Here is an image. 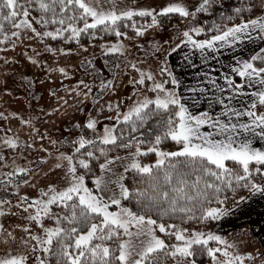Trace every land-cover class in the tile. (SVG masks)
Wrapping results in <instances>:
<instances>
[{
    "label": "snow or ice",
    "instance_id": "1",
    "mask_svg": "<svg viewBox=\"0 0 264 264\" xmlns=\"http://www.w3.org/2000/svg\"><path fill=\"white\" fill-rule=\"evenodd\" d=\"M213 3L214 0H196L192 4L169 0L157 10L118 8L115 3L106 8L105 0H0V44L10 37L19 39L22 30L30 29L42 39L75 41L85 48L80 43L83 35L94 40L107 32L118 39L106 41L100 47L105 54H120L123 58L129 46L119 39L128 37L121 27H130L139 37L146 29L137 24V16L150 17V22L145 19L148 27H163L161 18L167 19L169 14H178L185 21L192 18L193 26L177 28L184 39L175 48L185 44L201 50L205 65L209 49L218 56L220 48L238 46V42L251 40L253 33L264 39V0H260L261 14L252 18L242 15L255 7L249 0L234 9L238 22L221 27L213 21L211 27L202 26L195 18L198 13L214 11ZM32 12L39 15L32 16ZM220 16L229 21L234 19L225 17L223 12ZM6 22H11L13 31L4 30ZM34 22L41 25V30H37ZM209 32L213 34L195 38V34ZM158 43L153 45L157 50ZM15 46L14 41L8 44L11 48ZM47 49L57 55L74 51L64 46L47 45ZM28 58L40 63L31 56ZM82 63L95 68L91 59ZM139 63L129 61L125 65V69L131 67L138 74L130 81L132 95L117 98L115 103L108 101L97 110L99 113L107 108L112 115L106 119L113 123L101 127L99 116L88 113L86 121H77L75 125L86 130L76 139L59 142L72 146L70 152L57 153L54 167L63 171L59 181L40 187L37 195L22 192L21 185L31 182L35 187L34 173L47 175L24 152L23 164L13 160L11 170L0 172V190L6 194L0 198V216L6 212L16 215L19 209L26 213L24 218L28 221L17 225L26 238L9 230L4 242L12 245L19 239L30 249L10 247L0 257V264H162V259L168 258L174 264H203L205 255L208 264H246L255 262L256 257L260 258L259 264H264V252L254 256L253 252L239 251L237 241H229L217 232L183 226L191 220L215 221L230 214L223 207L228 199L225 193L229 191L240 202L251 199V195H238L241 190L264 196V48L249 57L233 55L228 71H223L224 65L220 63L222 83L213 71L198 73L196 86L184 89L188 96L181 92L182 81L169 70L166 60L157 65L161 76L167 74L163 79H158L151 69L139 67ZM112 66L116 68L119 64ZM47 70L58 71L62 78L73 75L63 66ZM77 85L83 87L68 91H76L85 99L91 96L93 104L103 93H115L118 87L115 74L111 79L100 78V92L95 95L89 82L81 79ZM201 100L206 101L207 108L194 111ZM21 122L31 124V120L23 117ZM87 130H91V136ZM8 131L0 144L14 151L25 142L7 135ZM165 140L175 142V149L161 147ZM257 141L261 143L258 145ZM34 147V144L25 146L26 150ZM40 147L51 155L49 149ZM113 148L134 151L120 157L110 155ZM149 153L155 154V160L143 162L142 157ZM45 160L47 157H38L41 163ZM118 160L123 162L119 173L113 168ZM0 161L7 168L6 155L0 154ZM94 164L98 166V174ZM129 172L139 177L132 186L126 183ZM256 176L261 182H257ZM45 219L53 223L47 225ZM33 225L41 231H33Z\"/></svg>",
    "mask_w": 264,
    "mask_h": 264
},
{
    "label": "rangeland",
    "instance_id": "2",
    "mask_svg": "<svg viewBox=\"0 0 264 264\" xmlns=\"http://www.w3.org/2000/svg\"><path fill=\"white\" fill-rule=\"evenodd\" d=\"M192 2L195 3L196 0ZM184 22L163 25V27L159 25L148 27V24H146L143 25L146 29L143 35L139 37L128 35V37L119 38L123 39L124 43L129 46L126 48V55L123 58L120 57V54H105L100 45L106 41L90 44L85 48L78 47L70 54L57 55L48 51V44L45 39L35 36L30 29L22 30L19 39L10 37L8 42L0 44V113L3 114L0 116V140L4 138L6 130L10 129L7 135L19 137L21 141L25 142L20 144L14 151H8L7 147L0 144V154L6 155L8 162L7 168H5L4 162L0 161V172L11 170L13 160L17 164H23L21 153L24 152L27 159L33 163H38L42 172H46L47 175L34 173L35 187L32 186L31 182L27 186L21 185L22 192L37 195L40 187L53 181H59L63 171L54 167L57 162V153L72 151L71 144L59 142L76 139L78 135L82 134L86 129L83 127L77 128L75 125L77 121H86L88 113L99 116L101 127L113 123L114 121L106 119V117L112 115L107 108L99 113L97 110L108 101L115 103L117 98L123 99L125 96L132 95L133 85L130 81L138 74L131 67L125 69V65L129 61H139V67L151 69L156 73L158 79H163L167 77V74L161 76L157 65L166 60L169 70L182 81L181 92L188 96L189 93L184 91L185 87L196 86L200 77L197 69H193L188 73V59L184 58V54L188 52L191 46L181 44L179 48H175L184 39L182 32L178 31L177 28L181 26L191 27ZM13 30L11 29L8 32ZM13 41L16 46L14 48L8 47V44ZM108 41L115 42L116 39ZM157 42H159L158 50L153 47ZM170 48H175V51H170L165 56V51ZM219 50L222 51V48ZM29 56L40 63H34L33 60L28 58ZM213 58L217 59L216 56ZM88 59L92 60L95 66L94 70L88 64L82 63V61ZM216 59H214V63H211L212 66H220L221 59L215 63L218 60ZM229 59L224 58L225 65L232 62ZM172 62L177 63V67L174 66L177 69L176 71ZM116 63L119 64V67L113 68L112 65ZM60 66L66 67L73 75L62 78L58 71L48 72L47 70L48 67L55 69ZM224 67L228 70L227 66ZM211 71L214 74L216 70ZM114 74L118 85L117 91L115 93H103L96 104L92 103L91 96L85 99L82 95H78L76 91H68L69 88H82V85H77V81L83 79L89 82L93 88V95H95L100 92V78L111 79ZM220 74L219 71L217 77ZM24 77H27V79H24ZM194 108V110H198L196 107ZM13 113H17V115L13 116ZM21 117L24 120H31V124L22 123ZM33 128H35V131H33ZM87 132L89 136L92 135L91 130H87ZM41 136L44 138L40 139ZM52 140L58 141V143L53 144L50 142ZM26 144H34L35 147L26 150ZM41 145L49 149L51 155H49V152L44 151L40 147ZM130 152L114 155L124 157ZM38 157H47V160L41 163L38 161ZM24 166L28 165L25 164ZM113 168L115 172H121L123 162L116 161ZM49 169L52 170L49 171ZM4 195L6 194L0 190V198H3ZM16 212V215L6 212L3 216H0V225H3V229L0 230V257L4 256L10 247L30 251L28 247L21 244L19 239L14 241L12 245L4 242V236L9 230L16 233L17 236L26 238L23 230L17 227V225L28 223L24 218L26 213L22 214V210L19 209ZM45 223L51 225L53 221L45 219ZM212 228L213 226L201 229V231L211 230ZM32 230L41 231L35 225H33ZM220 235L229 241H237L239 251L253 252L254 256L257 252H264V249H261L260 243L262 241L258 231L256 228L249 227L248 224L237 227L230 233ZM259 260L260 258L256 257L255 262L246 261V264H259ZM162 264H174V260L172 258L162 259ZM203 264H208V262Z\"/></svg>",
    "mask_w": 264,
    "mask_h": 264
},
{
    "label": "crops",
    "instance_id": "3",
    "mask_svg": "<svg viewBox=\"0 0 264 264\" xmlns=\"http://www.w3.org/2000/svg\"><path fill=\"white\" fill-rule=\"evenodd\" d=\"M192 1L193 0H186V2L189 4H192ZM168 2L169 0H105L104 7L107 8L109 4L115 3L118 8L153 7L158 10L159 7L166 5V3ZM260 48H264V39L256 37L255 33H253V38L251 40L238 42V46H232L231 48L224 47L222 48V51L219 50L220 54L218 56L216 52H213L211 49L208 50V65H205L202 62L201 50L199 49H188V52L184 54V58L186 60L188 59V73L193 69H197V72L199 73H203L206 70H216L214 72V75H218L220 66L211 65V63H214V59H216L213 57L216 56L218 59H216L217 61L215 63H217L221 59V63H223L224 66H227L228 64L225 65L226 62L224 61V58H230L229 60H232L233 55L249 57L251 54L258 52ZM172 63L173 68L176 71L177 69L174 66L177 67V63ZM209 65L211 66V68L208 67ZM223 71L228 70H226L224 67ZM217 78L218 82L222 83V80H219V77ZM197 105L195 107L198 110L194 111H202L207 108L206 101H200V103H198ZM204 130L208 131L207 126H205ZM260 143L261 142L257 141L258 145ZM248 195H251V199L240 202L238 205L232 208H228L230 214L225 215L220 220H216L211 230L219 234H225L227 232H232L233 229H236L237 227L245 226L248 224L249 227H251L252 229L256 228V230L258 231L260 240L262 241L260 243L262 246L261 249H264V196H261L259 193H249ZM254 226L256 227L254 228Z\"/></svg>",
    "mask_w": 264,
    "mask_h": 264
},
{
    "label": "trees",
    "instance_id": "4",
    "mask_svg": "<svg viewBox=\"0 0 264 264\" xmlns=\"http://www.w3.org/2000/svg\"><path fill=\"white\" fill-rule=\"evenodd\" d=\"M249 2V0H214L213 3V8L214 11L209 12V13H198L196 16V20L202 25V26H206V27H211L212 26V22L215 21L217 24L221 25V27H223V25L225 24H230V23H234V22H238V18L237 14L234 12V9L237 7H240L241 5L247 4ZM252 3L255 4V7L252 9L251 12L245 10L243 12V16L244 18H252L255 15H259L261 14L262 8L260 5V0H251ZM223 12L225 17L227 16H233L234 19L229 21L227 19H222L220 16V13ZM39 15L38 12H32V16H37ZM137 24L138 25H146L147 23H145V19H147L148 22H150V17L147 18H141L139 16H137L136 18ZM163 21V25H169V24H174V23H178L180 21L184 22L185 20H181L178 18V14H169L167 19L161 18ZM191 19L192 18H188L187 21H185L184 23L187 26H193L191 24ZM34 26L37 28V30H41V25L37 24L34 22ZM13 29L11 22H6L5 23V31H9ZM121 31H127L128 35H135L133 29L129 28H124L121 27ZM211 32L209 33H201V34H195V38L196 39H204L207 36H210ZM46 43L52 47H56L59 48L61 46L64 47H70L72 49H76L78 47H80L78 44L75 43V41H62V40H56L53 41L51 38H44ZM117 39V37L115 36L114 33H107L104 32L102 33V38H100L99 36L96 37L94 40H90L87 35H83L81 38L80 43L88 46L90 44H97L98 42L101 41H108V40H115ZM264 110V109H262ZM161 147H163L166 150H174L176 145L175 142L171 141V140H165ZM133 148H113L112 151L110 152V155H114V154H121V153H126V152H130L133 151ZM155 154L154 153H149L146 156H144L143 158V162H147V163H151L155 160ZM102 162V161H101ZM94 170L96 172V174H98V166L96 164L93 165ZM134 179L138 180L139 177H134L133 173L129 172L127 177H126V183L129 184V186H132ZM255 179L257 180V182H261L260 181V177L256 176ZM90 183V180H89ZM249 194L248 190H241L239 191L238 195L241 196H247ZM225 195L228 197L227 200H225L223 207L228 209V208H232L236 205H238L240 203V201H238V199H234L232 193L229 191L227 193H225ZM134 203V202H133ZM176 223H180V221H175ZM215 221H204L201 223H197L195 220H191L188 221L186 223H184V227H189V228H194L197 230H201V229H206L208 227H212L215 224ZM208 257L205 255L202 260L203 263H207L208 262Z\"/></svg>",
    "mask_w": 264,
    "mask_h": 264
}]
</instances>
